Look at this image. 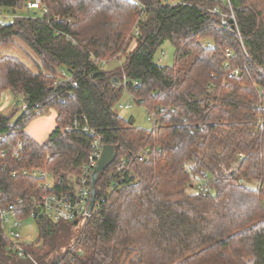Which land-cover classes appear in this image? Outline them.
<instances>
[{
  "label": "trees",
  "instance_id": "1",
  "mask_svg": "<svg viewBox=\"0 0 264 264\" xmlns=\"http://www.w3.org/2000/svg\"><path fill=\"white\" fill-rule=\"evenodd\" d=\"M28 1L0 0L11 19H0V49L19 40L38 58L33 70L0 55V91L26 107L0 111V135L23 146L0 157V206L21 200L24 218L43 193L73 191L92 141L64 130L74 119L116 154L84 225L36 214L38 238L24 245L32 259L8 250L0 218V264H264V0H40L46 14ZM166 40L172 66L154 61ZM61 69L76 86L55 85ZM123 93L155 111L152 129L114 110ZM49 109L55 127L37 143L24 130ZM37 169L53 173V189L22 174Z\"/></svg>",
  "mask_w": 264,
  "mask_h": 264
},
{
  "label": "built area",
  "instance_id": "2",
  "mask_svg": "<svg viewBox=\"0 0 264 264\" xmlns=\"http://www.w3.org/2000/svg\"><path fill=\"white\" fill-rule=\"evenodd\" d=\"M173 2V0H167ZM26 9L29 10H42L44 14L48 13L47 8L41 3L40 0L28 1L26 4ZM214 9L213 11H215ZM7 17L2 14L0 11V19ZM230 18H233V15H230ZM226 55L229 56L230 52L226 50ZM61 77L56 80L55 85H62L63 81L70 82L71 85L76 86V82L72 79V76L65 69L60 70ZM67 74V75H66ZM234 74H238V69L234 70ZM121 84L126 86V77L122 75ZM138 83L134 82V85ZM227 86V85H225ZM120 109H128L130 105L128 103H120L118 105ZM25 105L22 103L21 111H25ZM150 120L153 122V126L156 122L155 111H149ZM13 122L10 121L6 124L8 131L10 132L13 129ZM65 131L69 130H80L81 132L91 136L92 141L90 142L89 154L86 161L82 164L79 174L76 177V184L74 185L73 191L71 193H53L45 192L40 196L39 202L34 204V211H32L26 217H21L19 210L23 209L22 201L18 200L17 204L10 205L8 207L0 206V218L2 221V228L5 236L8 239V250L15 253L21 258L32 259L30 254L25 250V238L22 236V233L19 232L21 224L23 225L26 218L34 219L36 214L42 213L47 219L52 221H65L73 222L77 221L78 225H84L92 216V211H89L90 195H91V186H90V177L92 171L98 162L102 148V136L93 128H91L87 121L84 119L83 123L79 122L77 119L71 123L70 126H67ZM6 141L8 143L7 147H4L0 150V157L4 158L8 153L10 157H18L20 151L22 150V142L20 139H16L14 142L7 140L6 134L0 135V142ZM150 149L148 147L142 148L139 152L138 160L147 161L149 159ZM241 157L242 155L239 154ZM114 160V159H113ZM126 169L125 158H120L118 163L115 166L116 172H121ZM16 173L14 172L13 175ZM23 175H28L32 179H36L38 182V187L44 190H51L55 187V178L53 173L47 170H32V171H23ZM209 183L207 178L202 179L198 187L200 190H203ZM198 189V190H199ZM95 206V205H94ZM39 207V213H36L35 209ZM30 243H35L31 241Z\"/></svg>",
  "mask_w": 264,
  "mask_h": 264
},
{
  "label": "rangeland",
  "instance_id": "3",
  "mask_svg": "<svg viewBox=\"0 0 264 264\" xmlns=\"http://www.w3.org/2000/svg\"><path fill=\"white\" fill-rule=\"evenodd\" d=\"M21 14L27 15V12L25 10L21 11ZM33 13V11H31ZM5 22L10 21L9 17L4 18ZM135 45V41L132 40L130 44L128 45L126 51L119 56V58L114 59L106 64V68L119 66L123 63L125 57L128 55L130 50ZM174 54H175V47L174 45L166 40L164 43L156 50L154 54V61L160 65H166V66H172L174 63ZM0 55L1 56H14L19 58L24 64L32 68L33 70H36V63H38V58L36 55L21 41L15 40L14 43L4 46L0 49ZM67 75V74H66ZM61 77V74L59 72L57 80ZM122 101V102H121ZM18 102L20 105L18 106L19 110L15 114L16 117H18L21 114V107H22V101L19 98ZM120 103H128L130 107L128 109H121L118 107ZM13 108L10 109V111ZM53 109H49V111H52ZM114 110L120 114V116L124 118H132L134 126L145 128V129H152L153 128V122L150 120L149 111L146 110V108L139 104L138 102L131 99V97L127 93H123L120 101L114 106ZM56 112L55 110H53ZM47 113L45 112L41 116L38 117V119L45 117ZM16 119V118H15ZM45 140V139H44ZM44 142V141H43ZM42 142V143H43ZM27 220L25 223L19 228V232L22 233V236L25 238V243H30L31 241H36L38 238V228L33 219L26 218ZM133 254L131 255V257ZM125 264H129L128 259L126 260Z\"/></svg>",
  "mask_w": 264,
  "mask_h": 264
},
{
  "label": "crops",
  "instance_id": "4",
  "mask_svg": "<svg viewBox=\"0 0 264 264\" xmlns=\"http://www.w3.org/2000/svg\"><path fill=\"white\" fill-rule=\"evenodd\" d=\"M10 90L0 91V111L9 113L11 108L18 107L20 103ZM45 117L32 120L25 128V133L37 143H42L46 140L50 132L55 127L56 112L49 111ZM45 139V140H44Z\"/></svg>",
  "mask_w": 264,
  "mask_h": 264
},
{
  "label": "water",
  "instance_id": "5",
  "mask_svg": "<svg viewBox=\"0 0 264 264\" xmlns=\"http://www.w3.org/2000/svg\"><path fill=\"white\" fill-rule=\"evenodd\" d=\"M234 20L231 18L230 23H233ZM115 148L113 145L104 144L101 152V156L96 163L91 177H90V186H91V195H90V203H89V211H91L96 202V180L98 175L103 172L113 161L115 158ZM36 213H39L40 208L37 207L35 209Z\"/></svg>",
  "mask_w": 264,
  "mask_h": 264
},
{
  "label": "bare ground",
  "instance_id": "6",
  "mask_svg": "<svg viewBox=\"0 0 264 264\" xmlns=\"http://www.w3.org/2000/svg\"><path fill=\"white\" fill-rule=\"evenodd\" d=\"M73 80H74V79H73ZM121 102H122V101H121ZM120 110H121V109H120ZM137 159H138V158H137ZM95 206H96V205H95ZM95 206H94V207H95Z\"/></svg>",
  "mask_w": 264,
  "mask_h": 264
}]
</instances>
